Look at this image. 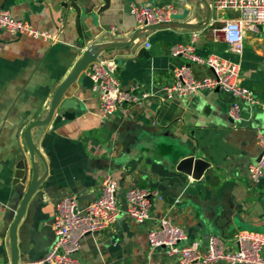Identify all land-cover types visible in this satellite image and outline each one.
<instances>
[{
    "label": "crops",
    "instance_id": "obj_1",
    "mask_svg": "<svg viewBox=\"0 0 264 264\" xmlns=\"http://www.w3.org/2000/svg\"><path fill=\"white\" fill-rule=\"evenodd\" d=\"M204 2L211 7V0ZM143 4H172V25L137 34L129 47L107 50L99 59L113 60L123 89L138 84L152 96L101 119L86 68L66 98L74 101V117L31 130L39 154L34 157L38 186L16 227L18 263L39 260L52 247L60 199L74 196L82 208L98 197L106 177L116 183L120 214L106 230L80 240L75 255L80 264H178L177 256L148 244L147 235L160 219L184 232L180 246L198 242L202 251L209 236L229 244L238 231L264 235V180L254 184L247 171L259 158L256 133L264 135V111L220 90L172 99L159 92L172 70L186 62L171 58L169 48L190 43L195 33V54L238 64L240 84L264 103V27L256 32L243 27V50L237 55L220 29L239 14L211 8L206 22L202 0H109L102 12L103 0H0L12 19L51 36L0 32V264H11L9 228L32 176L25 129L45 117L55 89L89 45L132 39L136 24L130 8ZM143 48L145 56H139ZM189 66L196 79L212 74L206 66ZM235 102L239 121L228 115ZM189 156L210 165L202 180L176 171ZM133 187L156 190L160 197L152 200L143 223L126 214V193Z\"/></svg>",
    "mask_w": 264,
    "mask_h": 264
},
{
    "label": "built area",
    "instance_id": "obj_2",
    "mask_svg": "<svg viewBox=\"0 0 264 264\" xmlns=\"http://www.w3.org/2000/svg\"><path fill=\"white\" fill-rule=\"evenodd\" d=\"M211 8L216 11L233 10L239 14L237 19L224 22L220 29L228 49L237 55L243 50V27L247 26L255 32L264 27V0H211ZM130 13L136 24L135 32L141 33L150 27L171 24L175 7L172 4L132 5ZM0 32L12 37L51 39L47 32L12 19L9 12L1 8ZM196 37L197 34L194 33L190 43L175 44L169 48L171 58L182 57L186 62L172 70L169 83L160 85L162 98H185L206 90H220L231 95L237 102L246 103L249 108L258 107L264 111V103L258 101L250 90L240 84L239 65L214 55L205 58L197 56L193 46ZM145 46L148 47V44ZM190 64L206 66L211 71V76L196 79L191 73ZM86 76L91 82L101 119L152 96L141 91L138 84L123 89L112 59H98L90 64L86 69ZM237 102L228 111L233 121L240 120V106ZM256 142L260 148L259 158L247 168L249 178L254 184L264 180V135L261 132L256 133ZM155 198H160L156 190L131 188L126 193L127 216L136 223L148 220L152 200ZM54 209L55 241L52 247L41 259L18 264H80L75 257L80 248V240L88 234L106 230L119 217L116 183L106 177L101 182L98 197L82 208L74 196H68L60 199ZM185 239L186 236L180 228L164 219H160L158 227L147 235L152 249H164L168 255L177 256L178 264H264V235L258 232L238 231L229 244L220 238L209 236L204 251L198 242L180 246Z\"/></svg>",
    "mask_w": 264,
    "mask_h": 264
},
{
    "label": "water",
    "instance_id": "obj_3",
    "mask_svg": "<svg viewBox=\"0 0 264 264\" xmlns=\"http://www.w3.org/2000/svg\"><path fill=\"white\" fill-rule=\"evenodd\" d=\"M104 6L100 8L99 12H102L106 10L109 6V0H103ZM203 4L207 8V17L206 22L209 20V17L211 15V7L207 2H204L202 0ZM76 14L77 19L79 16L78 9L73 6ZM78 24V20H77ZM172 25L169 24L167 26H154L147 28L144 31L148 30H158V29H166L169 28ZM143 31V32H144ZM142 33V32H141ZM135 35L132 37V39L129 42L126 43H113V44H91L89 45L84 52L82 53L80 59L78 60L77 64L73 68L72 72L67 76V78L61 82L57 88L55 89L54 93L52 94L51 101L48 107V110L46 112V115L42 119L35 120L34 122L30 123L24 132V142L28 150L29 159H30V165H31V171L32 176L29 183V186L20 202V205L18 207V210L16 212L15 218L9 228V242H10V256H11V264H18L17 259V247H16V227L21 220L22 216L24 215V212L26 210V206L31 198V196L34 194L37 186H38V179H37V171L35 167V161L34 157L39 158V154L33 144L32 137H31V130L35 127H44L47 126L52 119L53 125H57L60 123L61 120H70L74 117V101L68 100L69 91L72 85L74 84L75 80L79 77L80 74L84 72V70L92 63L96 62L99 57L106 52L107 50L113 49V48H127L130 46V44L136 40L137 33H134ZM80 37V35H79ZM145 49H141L139 52V56H145L144 55ZM54 117V118H53ZM204 156H208L204 151H202ZM210 165L201 158H196L195 156H189L187 158H184L176 165V171L191 177L193 180H202L203 173L209 169Z\"/></svg>",
    "mask_w": 264,
    "mask_h": 264
}]
</instances>
